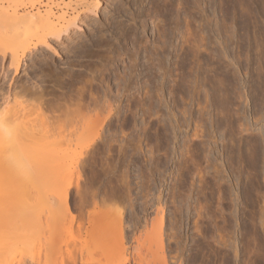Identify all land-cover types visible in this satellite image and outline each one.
Here are the masks:
<instances>
[{
  "label": "rangeland",
  "instance_id": "374dc122",
  "mask_svg": "<svg viewBox=\"0 0 264 264\" xmlns=\"http://www.w3.org/2000/svg\"><path fill=\"white\" fill-rule=\"evenodd\" d=\"M5 39L0 121L5 141L26 142L0 151V264H66V247L84 253L103 234L115 251L144 240L157 207L172 264H264V0H100L95 15L81 14L51 39L56 55L41 47L23 54L17 39L10 50ZM72 39L83 45L71 55ZM7 49L18 52V75ZM56 74H68L66 83ZM32 85L31 102L22 88ZM66 193L69 213L56 203L59 226L49 229L44 205ZM50 231L57 244L49 254ZM98 254L82 263L121 262Z\"/></svg>",
  "mask_w": 264,
  "mask_h": 264
},
{
  "label": "bare ground",
  "instance_id": "6f19581e",
  "mask_svg": "<svg viewBox=\"0 0 264 264\" xmlns=\"http://www.w3.org/2000/svg\"><path fill=\"white\" fill-rule=\"evenodd\" d=\"M194 3H196V2H194ZM118 4V3H117ZM197 5V4H196ZM100 7V0H20V1H17V0H15V1H11V0H0V42H1V44L0 45H2V41H6L7 39H5V36L6 37H8L9 39H12V41L10 40V41H7V42H9L8 44H9V46L8 47H10V44H11V42H12V44H15V45H13V47L15 48V46H17V43L16 42H22L23 40V42H25V44L23 43V45L24 46H22V47H24L23 48V50H22V47H21V45H22V43L20 44L19 43V45H20V47H18L21 51H22V53L24 54V52H26L27 50H28V52L29 51H31V49H37L38 47H41L42 49H47V50H50V51H52L53 52V54L55 53V55H56V50H55V48H54V46H52L53 45V41H51V39H56V40H59V39H61L62 38V36H64V35H66V34H68V32L71 30V29H74V27H77V22H78V19H80V17H81V14H86V13H89L90 15H95L96 14V11L98 10V8ZM119 16V15H118ZM84 17H85V15H84ZM85 20V19H84ZM87 22V21H86ZM177 22V21H176ZM93 24V23H92ZM98 24V23H97ZM104 25V24H103ZM79 26V25H78ZM94 28V27H93ZM172 28V27H171ZM98 29V28H97ZM93 31V30H92ZM2 33L4 34L3 36H4V38H3V36H1L2 35ZM31 33V34H30ZM200 33V32H199ZM27 34H28V38H30L31 36H35L34 37V39L36 38V42L35 43H33L31 46L29 45V43L28 44H26V39H27ZM101 35V34H100ZM104 35V34H103ZM172 35V34H171ZM76 36V35H75ZM94 36V35H93ZM97 36V35H96ZM73 37V36H72ZM77 37V36H76ZM2 38H3V40H2ZM32 38V37H31ZM78 38V37H77ZM80 38H82V37H80L79 36V38H78V40L80 39ZM100 38H102V37H100ZM5 39V40H4ZM14 39H17V40H15L16 42H14ZM23 39V40H22ZM86 39H88V38H86ZM86 39H84V40H86ZM94 39V38H93ZM92 39V40H93ZM26 40V41H25ZM76 40L77 39H75V40H73L72 39V41L70 42V46H72L71 48L70 47H68V48H66L67 49V51H65V52H67V53H69V54H71V52H73L74 50H77V48H79V46H82L81 45V40L80 41H78L77 43H75L76 42ZM91 40V39H90ZM89 40V41H90ZM51 41V42H50ZM75 41V42H74ZM88 41V40H87ZM86 41V42H87ZM3 42V44H5V45H3V46H5L4 47V49L6 48V46L8 45H6V43H4ZM33 42V41H32ZM57 42V41H56ZM64 42V41H63ZM54 43H55V41H54ZM83 43H84V41H83ZM99 43H100V41H99ZM57 44V43H56ZM67 44H69L68 42H67ZM72 44V45H71ZM87 44V43H86ZM159 44V43H158ZM29 45V46H28ZM90 45L91 46H94L93 44H91L90 43ZM57 46V45H56ZM69 46V45H68ZM85 47L87 46V45H84ZM83 46V47H84ZM97 46V45H96ZM103 46H105V45H103ZM2 47V46H1ZM26 47V48H25ZM82 47V48H83ZM106 47V46H105ZM159 47V46H158ZM12 47H10L9 49L10 50H12L11 49ZM81 48V47H80ZM89 48V47H88ZM155 48H156V46H155ZM64 49V48H63ZM108 49V48H107ZM110 49V48H109ZM8 50V49H7ZM7 50H5V51H7ZM10 50H8V52H9V54L11 53V55H10V58H9V55H8V60H9V65L13 68V71H14V75H18L19 73H20V71H21V67H23V66H21V61H20V58L17 56V53L18 52H14V50H13V53L10 51ZM26 50V51H25ZM92 50V49H91ZM3 51V50H2ZM17 51V50H16ZM43 51V50H42ZM77 51H79V50H77ZM82 51V50H81ZM81 51H79V52H81ZM84 51V50H83ZM164 51V50H163ZM38 52V51H37ZM46 52V51H45ZM89 52V51H88ZM111 52V51H110ZM92 53V52H91ZM0 54H2V52L0 53ZM5 54H6V52H5ZM21 54V53H20ZM57 54H58V52H57ZM65 54V53H64ZM68 54V55H69ZM73 54V53H72ZM71 54V55H72ZM77 54H78V52H77ZM77 54H74V56L76 55L77 56ZM80 54V53H79ZM82 54V53H81ZM89 54V53H88ZM152 54V53H151ZM7 55V54H6ZM43 55V54H42ZM46 55V54H45ZM70 55V56H71ZM75 56V57H76ZM74 57V58H75ZM77 57H79V55L77 56ZM76 57V58H77ZM115 57V56H114ZM118 57V56H117ZM37 58V57H36ZM42 58V57H41ZM40 58V59H41ZM44 58H45V56H44ZM44 58L42 59V61L44 60ZM48 59H50V57H47ZM47 58H45V60L47 59ZM75 58V59H76ZM94 58V57H93ZM4 59H5V55H4V53H3V55H2V58H0V63L2 64V62L4 61ZM6 59H7V57H6ZM39 59V58H38ZM52 59V58H51ZM70 59H72V58H70ZM70 59L68 58V60L70 61ZM107 59H108V57H107ZM114 59H116V58H114ZM44 60V61H45ZM109 60V59H108ZM32 62L34 61V60H31ZM43 61V62H44ZM77 61V60H76ZM111 61V60H110ZM41 62V61H40ZM101 62V61H100ZM39 63V62H38ZM45 63H46V61H45ZM89 63V62H88ZM97 63V62H96ZM111 63V62H110ZM32 64V63H31ZM48 64V62L46 63V65ZM75 64V63H74ZM108 64V63H107ZM32 65H34V64H32ZM43 65H45V64H43ZM6 66V65H5ZM9 66V67H10ZM48 66V65H47ZM72 66H73V64H72ZM111 66V65H110ZM37 67V66H36ZM68 67H71V65H69ZM49 68V67H48ZM132 68V67H131ZM6 69V68H5ZM38 69V68H37ZM56 69V68H55ZM2 70V69H1ZM69 71H70V68L68 69ZM67 69L65 70L66 72H68V74L69 73H72V75H73V72L74 71H68ZM40 71V70H39ZM60 71V70H59ZM129 71V70H128ZM56 72H58V70L56 71ZM62 72V71H61ZM84 72V71H83ZM4 73V72H3ZM5 74H6V77H7V72H5ZM58 74V73H57ZM56 74V75H57ZM61 74H63V73H61ZM68 74H65V75H63V76H66V75H68ZM80 74V73H79ZM132 74V73H131ZM48 75H50V74H48ZM76 75V74H75ZM47 76V75H46ZM58 76V75H57ZM60 76V75H59ZM58 76V77H59ZM63 76H60V80H61V82H62V77ZM50 77V76H49ZM69 77V79H68V81L70 82L71 80H72V78H74V76H71L70 77V75L68 76ZM4 78V77H3ZM64 78V81H65V83H66V78L65 77H63ZM6 79V78H5ZM57 79V78H56ZM52 80H53V78H52ZM59 80V78H58V81H60ZM129 80V79H128ZM5 81V80H4ZM30 81V80H29ZM32 81V80H31ZM30 81V82H31ZM67 81V83H69ZM73 81V80H72ZM75 82V81H74ZM10 83V82H9ZM9 83H8V85H9ZM29 83V82H28ZM53 83V82H52ZM57 83V82H56ZM55 83V84H56ZM64 83V84H65ZM26 84V83H25ZM37 84V83H36ZM35 84V85H36ZM62 84H63V82H62ZM4 85V84H3ZM68 85V84H67ZM66 85V86H67ZM71 85H72V83H71ZM90 85H92V84H90ZM13 86V85H12ZM24 86H26V85H24ZM59 86H61L60 85V83H59ZM8 87H10V86H8ZM38 87V86H37ZM36 87V88H37ZM53 87V86H52ZM55 87V86H54ZM53 87V88H54ZM64 87V86H63ZM68 87V86H67ZM12 88V87H11ZM16 88V87H15ZM14 88V89H15ZM22 88V87H21ZM27 88H28V86H27ZM27 88H22L23 89V94H22V92H21V89H19V91H17V92H20V94H22L23 96H25V97H29L28 99H30V101H31V98L33 99V97L34 96H38V94H36L35 92L37 91V90H33V85H32V91L30 90V89H27ZM35 88V87H34ZM35 88V89H36ZM52 88V89H53ZM65 88V87H64ZM72 88V87H71ZM70 88V89H71ZM6 89H8V88H6ZM13 89V88H12ZM13 89V90H14ZM38 89V88H37ZM69 89V88H68ZM91 89V88H90ZM9 90V89H8ZM13 90H11V91H13ZM38 90H40V92L42 93H40L39 91H38V93H39V95L41 94V95H44L43 94V92H45V90L43 91H41V89H38ZM72 90V89H71ZM75 90V89H74ZM2 91H3V89H2ZM10 91V92H11ZM15 91V92H16ZM53 91V90H52ZM54 91H55V88H54ZM73 91V90H72ZM1 92V91H0ZM9 91H7V93H5V91H4V98H3V100L4 101H6L7 99H8V97L10 96L9 94H11L10 92L8 93ZM14 92V91H13ZM12 92V93H13ZM15 92H14V95H15ZM82 92V91H81ZM1 93H3V92H1ZM51 93V92H50ZM53 93L54 92H52V98L54 97L53 96ZM87 93V92H86ZM46 94H47V91H46ZM45 94V95H46ZM55 94V93H54ZM64 94V93H63ZM66 94V93H65ZM73 94V93H72ZM77 94H78V92H77ZM14 95H12L13 97H14ZM21 95V96H22ZM62 95V94H61ZM75 95V94H74ZM89 95V94H88ZM1 96V95H0ZM2 96V97H3ZM6 96V97H5ZM15 96H17V95H15ZM48 96V95H47ZM56 96V95H55ZM59 96H60V94H59ZM58 96V97H59ZM71 96V95H70ZM70 96H69V98H70ZM78 96H80V95H78ZM82 96V95H81ZM51 97V96H50ZM85 97V96H84ZM17 98V97H16ZM36 97H34V99H35ZM39 98H40V96H39ZM39 98H38V104H39ZM41 98H42V96H41ZM44 98V97H43ZM43 98H42V100H43ZM56 99H58L57 97H55ZM61 98V97H60ZM67 98H68V95H67ZM78 98V97H77ZM83 98V97H82ZM18 99H19V95H18ZM18 99H16V100H18ZM22 99V98H21ZM26 99V98H25ZM28 99H26L27 101H28ZM37 99V98H36ZM62 99V98H61ZM72 99V98H71ZM25 100V101H26ZM41 100V99H40ZM47 100V99H46ZM52 101L53 100H55V99H51ZM66 100V99H65ZM92 100H95V99H92ZM2 101V100H1ZM0 101V102H1ZM7 101H9V100H7ZM24 101V102H25ZM33 101V100H32ZM31 101V102H32ZM44 101V100H43ZM48 101V100H47ZM46 101V102H47ZM60 101V100H59ZM64 101V100H63ZM11 102V101H10ZM16 102V101H15ZM22 102V101H21ZM36 102V101H35ZM35 102H33L34 104H35ZM40 102H42V101H40ZM55 102V101H54ZM53 102V103H54ZM68 102V101H67ZM69 102H70V100H69ZM87 102V101H86ZM9 103V102H8ZM8 103H6L7 105H8ZM30 103V102H29ZM28 103V104H29ZM44 104H45V102H43ZM50 103H51V101H50ZM50 103H49V105H50ZM56 103V102H55ZM58 103V102H57ZM56 103V105H58L59 106V104H57ZM60 103V102H59ZM74 103V102H73ZM88 103V102H87ZM86 103V104H87ZM91 103H92V101H91ZM90 103V104H91ZM2 104H3V102H2ZM15 104V103H14ZM17 104V103H16ZM27 104V105H28ZM62 104H64L65 106H66V109H71V108H67V104L65 103V101H64V103H62ZM5 105V104H4ZM6 105V106H7ZM30 105V104H29ZM48 105V104H47ZM46 105V106H47ZM48 105V106H49ZM52 105V104H51ZM56 105H53V107L54 106H56ZM72 105V104H71ZM88 105H89V103H88ZM6 106H5V108H6ZM17 106V105H16ZM36 106H37V104H36ZM44 105H42V107H43ZM46 107V108H50V107ZM57 106V107H58ZM60 106H61V104H60ZM69 106V105H68ZM79 106V105H78ZM9 107V105L7 106V108ZM14 107V106H13ZM27 107V106H26ZM28 107H30V106H28ZM27 107V108H28ZM33 107H34V105H33ZM39 107H40V104H39ZM45 107V106H44ZM53 107H51V108H53ZM57 107L55 108V109H57ZM62 107H63V105H62ZM1 108H4V107H1ZM0 108V109H1ZM6 108V109H7ZM11 108V107H10ZM18 108V107H17ZM16 108V109H17ZM22 108V107H21ZM20 108V109H21ZM27 108H25V109H27ZM45 108V109H46ZM64 108V107H63ZM63 108L61 109L60 108V111L58 112V111H56L55 113H61V115H62V113L64 114V112L62 111L63 110ZM73 108V107H72ZM81 108V107H80ZM86 108V107H85ZM31 109V108H30ZM33 110H36V109H34V108H32ZM44 109V108H43ZM44 109V110H45ZM55 109H53L54 111H55ZM75 109V108H74ZM74 109H72L73 111H74ZM82 109V108H81ZM88 109V108H87ZM3 110V109H2ZM9 110V109H8ZM22 110V109H21ZM41 110H42V108H41ZM40 110V111H41ZM64 110H65V108H64ZM71 110V112H73ZM76 110V109H75ZM83 110V109H82ZM3 111H5V110H3ZM15 111V110H14ZM46 111H47V109H46ZM66 112H68L67 110H65ZM85 110H83V112H84ZM89 111V110H88ZM88 111H87V113H88ZM91 111V110H90ZM7 112V111H6ZM11 112V109H10V111H9V113ZM19 112V111H18ZM48 113H50V114H53L54 112H52L50 109H49V111H47ZM46 112V113H47ZM52 112V113H51ZM70 112V111H69ZM79 112H81V110L79 111ZM2 113H4V112H2ZM16 113V112H15ZM20 113V112H19ZM44 113V112H43ZM45 113V114H46ZM76 113V112H75ZM87 113H86V115H87ZM6 114H8V113H6ZM42 114V113H41ZM67 113H65V115H62L63 116V118L65 119L66 117H67V115H66ZM77 114H78V112H77ZM80 114V113H79ZM2 114H0V116H1ZM10 115V114H9ZM16 115V114H15ZM20 115V114H19ZM54 116H55V114H53ZM58 115H60V114H58ZM61 115L60 116H56L57 117V119H56V117H54L53 119L54 120H58L59 119V117H61ZM70 115H72V113H70ZM85 115V116H86ZM3 116V115H2ZM4 116H5V114H4ZM13 116V115H12ZM50 116H52V115H50ZM64 116H66V117H64ZM74 115H72V117H73ZM78 116H80V115H78ZM82 116H83V114H82ZM85 116H83L82 118L83 119H85L84 117ZM17 117H18V115H17ZM53 117V116H52ZM70 117V116H69ZM67 118L66 120H69L70 118ZM1 118H3V117H0V120H2ZM49 118H51V117H49ZM74 118V117H73ZM72 118V119H73ZM77 118V117H76ZM79 118H81V116L79 117ZM81 118V119H82ZM18 120H20L19 118H17ZM16 119V120H17ZM25 119V118H24ZM23 119V120H24ZM45 120V119H44ZM60 120V119H59ZM58 120V122H60ZM65 120V121H66ZM71 120V119H70ZM75 120V119H74ZM22 121V120H21ZM62 121H63V119H62ZM61 121V122H62ZM82 121V120H81ZM80 120H79V122H81ZM84 121V120H83ZM82 121V122H83ZM3 122H5V121H3ZM20 122V121H19ZM23 122V121H22ZM44 122V121H43ZM56 122V121H55ZM55 122L53 121V123L55 124ZM70 122V121H69ZM74 122V121H73ZM78 122V121H77ZM76 122V123H77ZM85 122V121H84ZM67 123H68V121H67ZM72 123V122H71ZM75 123V124H76ZM85 123H87V122H85ZM3 124V123H2ZM22 124H24V122L22 123ZM46 124V123H45ZM49 124H50V122H49ZM52 124V123H51ZM53 124V125H54ZM58 124V123H57ZM68 124H70V123H68ZM82 124V123H81ZM60 125H61V123H60ZM78 125V124H77ZM76 125V126H77ZM26 125H24V127H25ZM52 126V125H51ZM63 126H64V124H63ZM68 126V125H67ZM70 126V125H69ZM88 124H86V128H88ZM21 127V126H20ZM36 127H38V126H36ZM40 127V126H39ZM73 127V126H72ZM71 127V128H72ZM80 127V126H79ZM68 128H70V127H68ZM70 128V129H71ZM25 129H27V128H25ZM33 129L35 130V126H33ZM2 130H4V131H6L7 129L6 128H4V127H2V125H1V121H0V134L1 133H3L2 135H0V137L3 139V135H4V141L3 140H1L0 139V149H1V147H2V145L5 143V144H7V145H13L15 148H16V145L15 144H19V145H21V143H18V141L17 140H21L22 141V139L24 140L25 138L23 137H15L16 138V140H13V141H5V140H9L8 138L6 139V137L8 136V135H5V134H8V132L6 131V132H4V131H2ZM28 130H29V127H28ZM24 131V130H23ZM27 131V130H26ZM18 132H19V129H18ZM30 132V131H29ZM32 132V131H31ZM34 132H37L36 130L34 131ZM38 133V132H37ZM36 134V133H35ZM21 135H22V133H21ZM25 135V133L23 134V136ZM29 135V134H28ZM27 135V133H26V136H28ZM32 135V134H31ZM25 136V137H26ZM32 137V136H31ZM33 137H35L36 138V136L35 135H33ZM18 138V139H17ZM27 139V138H26ZM30 140H32L33 141V139L31 138ZM36 140V139H35ZM25 141V140H24ZM28 142H29V140H27ZM26 142V141H25ZM24 142V143H25ZM34 142V141H33ZM32 142V143H33ZM22 143H23V141H22ZM34 143H36V142H34ZM41 143V142H40ZM30 144V143H29ZM36 144H38V143H36ZM35 144V146H37ZM18 145V146H19ZM32 145H34V144H32ZM24 146V145H23ZM27 146H28V143H27ZM26 146V147H27ZM29 146H31V145H29ZM22 147V146H21ZM3 148V147H2ZM19 148H20V146H19ZM0 151H2V149L0 150ZM3 152V151H2ZM64 192H62V194H63ZM61 194V195H62ZM55 195H57V194H55ZM56 196V197H54V198H52V199H50V200H48L47 202L45 201V199H44V202H46L47 204H45L44 206H45V210L46 211H48V215L46 216V217H48V219H47V224H48V228L49 229H51V228H53L54 226V224L56 223V221L54 220V217H55V219L58 217V215L57 216H55V214H59L60 212H62V211H67V210H69V208H68V204H69V197H68V194L66 193V194H64V195H62V196ZM94 199V198H93ZM155 201H157V200H155ZM92 202H93V200H92ZM91 202V203H92ZM101 202V201H100ZM103 202V201H102ZM158 202V201H157ZM56 203H58V205L56 204ZM81 204H82V202H81ZM93 204V203H92ZM153 204V203H152ZM46 205H47V207H46ZM57 205V207H59V210L58 211H60L59 213L56 211V209H55V211H56V213H54L53 212V206H56ZM95 205H96V203H95ZM94 205V206H95ZM155 205V204H154ZM82 206H83V204H82ZM56 207V208H57ZM47 208V209H46ZM64 208V209H63ZM81 208V207H80ZM83 208V207H82ZM153 208V207H152ZM158 208V207H157ZM156 208V212H155V217L153 218V220L152 221H150V223H148V222H146V223H148V226H149V228H150V232H148L147 231V229H146V233L144 234L145 236H143L144 237V240H141V237L140 238H138V239H136L135 237L134 238H130L131 239V242H130V244H128V246L126 245V246H124V245H122V247H120L119 249H118V247L120 246H118V247H116L115 246V248H117V250L115 249V251H114V249H108L106 246H103V244H102V240H103V238H105V234H103L104 235V237L102 238V236H100L99 235V233H98V235H96L97 237L98 236H100V238H102V239H96V243L95 244H92L93 245V248H90V249H88V250H86L84 253L82 252V250L81 251H78L79 252V254H78V252H76L77 250H76V246L75 247H72V248H70V247H66V249H68V252L66 253V261L68 260V262H66V264H83L82 263V261L84 262V260L85 259H83L84 257V254L86 253V257H89V258H91V257H95V256H93V255H97L98 253L100 254V255H102L101 257H103L104 256V259L106 258V256H108L109 254H110V256L111 257H109V258H111V259H120V264H172L173 262H172V260L170 259V260H168L166 257H165V255H164V245H163V240H162V238H163V234H164V232H163V228H162V225H163V223H162V216H161V214L159 213V211H161V209L159 210V208L157 209ZM58 209V208H57ZM63 209V210H62ZM159 210V211H158ZM68 212V211H67ZM95 212V211H94ZM46 213V212H45ZM69 213V212H68ZM97 213V212H96ZM96 213H94V214H96ZM101 213V212H100ZM162 213V212H161ZM99 214V213H98ZM158 214H160V218H159V215ZM66 215H68V214H66ZM87 216V215H86ZM91 216V215H90ZM99 216H101V215H99ZM104 216V215H103ZM92 217H93V214H92ZM81 218V217H80ZM80 218H79V220H80ZM88 218L89 219H96L95 217L94 218H90L89 217V215H88ZM87 218V219H88ZM102 218H104V217H100V219H102ZM53 220L55 221V223L53 222ZM57 221H59V218H57L56 219ZM79 220H77V222H79ZM97 220V219H96ZM99 220V219H98ZM81 221H84V219L82 218V220ZM81 221L79 222V225L82 227V226H84L83 225V223H81ZM88 221H90V223H92V221L91 220H88ZM94 221V220H93ZM73 222V221H72ZM54 223V224H53ZM87 223V222H86ZM96 223V222H95ZM77 224V223H76ZM88 224V223H87ZM101 224H102V222H101ZM56 226L58 227L59 225H57L56 224ZM55 226V227H56ZM75 226V225H74ZM54 227V228H55ZM76 227V226H75ZM134 227V226H133ZM77 228V227H76ZM135 228V227H134ZM134 228H133V230H134ZM58 229V228H57ZM136 229V228H135ZM56 230V229H55ZM88 230V229H87ZM52 231H53V229H52ZM58 231V230H57ZM80 231H82L83 232V230H81L80 229ZM79 231V232H80ZM94 231V230H93ZM140 232V231H139ZM144 232V231H143ZM147 232H148V234H147ZM54 233V232H53ZM58 233V232H57ZM73 233V232H72ZM96 234V233H95ZM101 234V233H100ZM55 235V234H54ZM54 235H52V233H51V231H50V234H49V236H48V240L46 241L47 243H46V245H47V247H48V249L46 250V252H48V250H49V252L51 251L52 252V248H54L55 249V246H53L54 244H57V243H53V236ZM74 235H75V233H74ZM141 235V234H140ZM139 235V236H140ZM129 236V235H128ZM56 237V236H55ZM89 238H90V236H88ZM111 237V236H110ZM110 237H108V236H106V240L107 241H109L110 239H107V238H110ZM88 239V238H87ZM129 239V238H128ZM127 239V240H128ZM126 240V241H127ZM87 241V240H86ZM111 241V240H110ZM130 241V240H129ZM58 242H60V241H58ZM90 242V241H89ZM88 242V243H89ZM110 243V242H109ZM121 243V242H120ZM61 244V243H60ZM86 244V243H85ZM90 244H91V242H90ZM72 245V244H71ZM67 246H68V244H67ZM69 246H70V244H69ZM74 246V245H73ZM87 246H88V244H87ZM83 247V246H82ZM112 247V246H111ZM70 248V249H69ZM52 249V250H51ZM65 249V250H66ZM87 249V248H86ZM55 251V250H54ZM48 252V253H49ZM47 253V254H48ZM55 253V252H54ZM78 254V256L79 257H77L75 254ZM95 253H97V254H95ZM50 254V253H49ZM49 254L46 256V257H48L49 256ZM99 254H98V256H99ZM52 256H53V253L51 254V258L50 259H52ZM169 256V255H168ZM172 256V255H171ZM170 256V257H171ZM87 259V260H85V261H89V260H91V259ZM108 258V259H109ZM78 259V260H77ZM111 259H109V261L111 262V261H113V260H111ZM175 259V258H174ZM48 260H49V258H47V262H48ZM92 260H94V258L92 259ZM177 260V259H176ZM115 261V260H114ZM52 263V262H51ZM85 263V262H84ZM87 263V262H86ZM175 263V262H174ZM178 263V262H177ZM48 264V263H47ZM64 264V263H63Z\"/></svg>",
  "mask_w": 264,
  "mask_h": 264
}]
</instances>
